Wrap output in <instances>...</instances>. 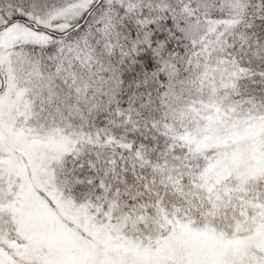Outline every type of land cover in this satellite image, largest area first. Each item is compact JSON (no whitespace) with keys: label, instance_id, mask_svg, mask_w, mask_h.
Instances as JSON below:
<instances>
[{"label":"snow or ice","instance_id":"6c2138e0","mask_svg":"<svg viewBox=\"0 0 264 264\" xmlns=\"http://www.w3.org/2000/svg\"><path fill=\"white\" fill-rule=\"evenodd\" d=\"M0 264H264V0H0Z\"/></svg>","mask_w":264,"mask_h":264}]
</instances>
